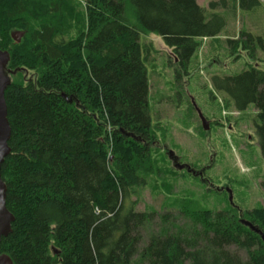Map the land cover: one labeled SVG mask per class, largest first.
<instances>
[{"label":"trees","instance_id":"obj_1","mask_svg":"<svg viewBox=\"0 0 264 264\" xmlns=\"http://www.w3.org/2000/svg\"><path fill=\"white\" fill-rule=\"evenodd\" d=\"M261 3L0 0V50L17 71L5 92L12 135L1 169L15 221L0 254L13 264H264L261 236L240 223L264 233L262 207L180 210L187 221L177 225L171 213L157 222L156 211L138 212L133 200L150 178L174 193L151 151L159 144L148 105L152 45L142 37H161L178 75H188L202 39L218 37L230 13ZM14 31L25 33L19 44ZM225 44L236 61L248 56V68L212 84L227 108L255 106L264 158V25Z\"/></svg>","mask_w":264,"mask_h":264},{"label":"rangeland","instance_id":"obj_2","mask_svg":"<svg viewBox=\"0 0 264 264\" xmlns=\"http://www.w3.org/2000/svg\"><path fill=\"white\" fill-rule=\"evenodd\" d=\"M211 1L199 0V4L208 8ZM261 2L254 13H230L226 16V29L218 37L202 39L188 75L180 72L179 77L177 62L161 37L155 34L142 37V45H152L146 62L148 105L152 135L159 144L151 147V151L162 169L159 174L166 179L165 184L174 185V193L167 194L163 182H150L154 181L150 178L133 197L138 201V212L156 211L157 222L163 214L171 213V220L181 225L187 219L180 210H232L229 195L218 192L225 186L233 191L235 207L243 211L264 208V158L254 122L257 110L254 105L241 113L227 108L225 95L212 84L214 76H234L248 68V56L242 55L236 61L225 41L242 30L261 34L264 0ZM15 32L18 31L12 33ZM260 67L264 69V64ZM197 110L211 122L209 131L204 130ZM171 154L181 165L193 167L202 175L195 177L194 172L174 167ZM232 250L237 251L234 247ZM237 252L246 259L244 251Z\"/></svg>","mask_w":264,"mask_h":264},{"label":"water","instance_id":"obj_3","mask_svg":"<svg viewBox=\"0 0 264 264\" xmlns=\"http://www.w3.org/2000/svg\"><path fill=\"white\" fill-rule=\"evenodd\" d=\"M25 33L15 32L12 33V38L15 43L19 44L22 41ZM10 54L7 51L0 50V243L3 238L8 237L12 233V224L15 221L14 215L8 210L6 205L7 200V186L2 179L1 169L6 158L11 154L9 147V141L11 139L12 131L8 120V109L5 100V92L11 85V76L16 75L17 71H8L7 67L10 63ZM198 111V115L202 121L205 131L210 130V122ZM174 154L170 155V159H173ZM180 170H188L189 173H196L190 168V166L178 164L175 166ZM229 194L230 203L233 205V192L230 189L226 190ZM240 223L248 227L252 232L261 236L264 242V233L251 222L241 219ZM0 264H13L11 258L5 254H0Z\"/></svg>","mask_w":264,"mask_h":264},{"label":"flooded vegetation","instance_id":"obj_4","mask_svg":"<svg viewBox=\"0 0 264 264\" xmlns=\"http://www.w3.org/2000/svg\"><path fill=\"white\" fill-rule=\"evenodd\" d=\"M221 124H223V123H221ZM232 125L230 124V126L229 127H231ZM172 164H174V165H178L180 162H179V159H177L176 157H174L173 159H172ZM196 172V171H195ZM195 174H197V175H195V177H197L198 175H202L201 173L199 174V172H196ZM203 179H204V173H203ZM231 187H229V186H225L223 189H220V190H222L221 192H224V193H226V190L227 189H230ZM219 190V191H220ZM233 207L235 208V209H237V210H239V208L238 207H235V205H233Z\"/></svg>","mask_w":264,"mask_h":264}]
</instances>
